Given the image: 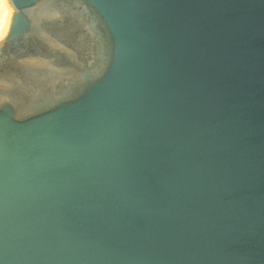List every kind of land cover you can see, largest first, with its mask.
Instances as JSON below:
<instances>
[{
    "label": "water",
    "instance_id": "95a60500",
    "mask_svg": "<svg viewBox=\"0 0 264 264\" xmlns=\"http://www.w3.org/2000/svg\"><path fill=\"white\" fill-rule=\"evenodd\" d=\"M0 264H264V0H0Z\"/></svg>",
    "mask_w": 264,
    "mask_h": 264
}]
</instances>
